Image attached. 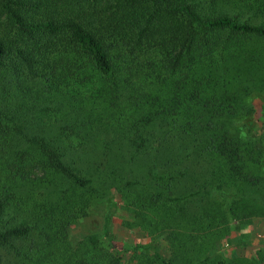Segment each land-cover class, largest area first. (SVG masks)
<instances>
[{
	"label": "trees",
	"instance_id": "trees-1",
	"mask_svg": "<svg viewBox=\"0 0 264 264\" xmlns=\"http://www.w3.org/2000/svg\"><path fill=\"white\" fill-rule=\"evenodd\" d=\"M260 41L264 0H0V264H122L101 233L69 236L117 183L186 264L190 243L264 217V164L226 123L264 90ZM218 162L263 193L208 180ZM199 193L212 206L173 210Z\"/></svg>",
	"mask_w": 264,
	"mask_h": 264
},
{
	"label": "rangeland",
	"instance_id": "rangeland-1",
	"mask_svg": "<svg viewBox=\"0 0 264 264\" xmlns=\"http://www.w3.org/2000/svg\"><path fill=\"white\" fill-rule=\"evenodd\" d=\"M257 45L264 47V42H257ZM240 100L233 114L226 113L229 116L226 123L233 129V132H243L246 135L245 139L251 144L247 143L248 148L243 147L245 156L248 153L251 154L250 157L244 159L245 164L250 167L261 166L264 164V109L262 108L264 90L255 89ZM253 160H257V163ZM108 161V165L120 168L115 150H112L108 156ZM107 170L109 172V169ZM144 172V168L139 169L136 177L144 178ZM211 173L212 176L208 180H214L213 183L219 181V185L224 183V186L229 184L236 194L249 196V193H263L262 186L254 187L245 184L239 176L234 182L225 180L224 176L230 173L227 163L218 162L215 167L213 166ZM197 176L198 174L194 175L196 178ZM112 185L105 189L111 203L110 211L107 212L106 196L94 199L86 215L76 219L70 227L71 240L85 242L87 237L101 233L100 242L107 245L112 252L114 251L121 258L122 264H147L152 260L151 257L157 258V256L166 261L173 259L174 264H186L181 260H176L173 245L164 233L156 228L148 227L147 217L139 220L135 216L134 207L129 203V199H125V196L126 192L131 189L133 194L139 186L133 185L130 188L122 183ZM198 188V186L195 187L193 191ZM201 193L191 197L187 196L184 200L174 203L173 210L177 209L181 214L185 211L201 213L204 208L211 205V201L213 202L212 199L205 200L206 197ZM217 200L222 201L221 198ZM106 217H109L108 235L103 232ZM213 232V236L210 235L212 238L208 242V247L205 245L200 247L201 244L193 246L190 243V246L186 248L189 257L188 264H221L222 262L224 264H264L263 216L240 221L232 218Z\"/></svg>",
	"mask_w": 264,
	"mask_h": 264
}]
</instances>
